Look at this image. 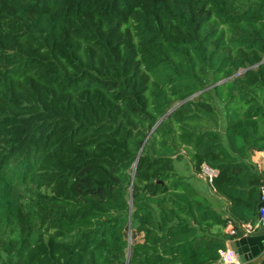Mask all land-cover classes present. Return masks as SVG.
<instances>
[{"label":"trees","instance_id":"obj_1","mask_svg":"<svg viewBox=\"0 0 264 264\" xmlns=\"http://www.w3.org/2000/svg\"><path fill=\"white\" fill-rule=\"evenodd\" d=\"M262 150L264 0H0V264H219Z\"/></svg>","mask_w":264,"mask_h":264},{"label":"water","instance_id":"obj_2","mask_svg":"<svg viewBox=\"0 0 264 264\" xmlns=\"http://www.w3.org/2000/svg\"><path fill=\"white\" fill-rule=\"evenodd\" d=\"M219 84L220 83L214 86ZM210 88L211 87L206 90ZM170 112H168V114ZM262 206H264V201L259 202L257 210H259ZM229 247L230 251L235 253L241 264L248 263L255 259L260 260L258 264H264V227H259V229L252 234L229 242Z\"/></svg>","mask_w":264,"mask_h":264},{"label":"built area","instance_id":"obj_3","mask_svg":"<svg viewBox=\"0 0 264 264\" xmlns=\"http://www.w3.org/2000/svg\"><path fill=\"white\" fill-rule=\"evenodd\" d=\"M200 175L203 180L207 181L210 184L213 178L216 177L217 171L206 165H203L201 167ZM262 201H264V187L260 188V202ZM259 227H264V206H262L258 210L257 219L255 223H247L239 226V231L241 233L240 237H245L252 234L253 232L257 231ZM234 258H235V253L225 250L220 253L219 264H232Z\"/></svg>","mask_w":264,"mask_h":264},{"label":"crops","instance_id":"obj_4","mask_svg":"<svg viewBox=\"0 0 264 264\" xmlns=\"http://www.w3.org/2000/svg\"><path fill=\"white\" fill-rule=\"evenodd\" d=\"M250 158H251V162L257 167L258 171L264 172V150L254 151L251 154ZM202 182L204 183V180ZM226 250L230 251L229 243H227ZM258 262H259V259H255L245 264H258ZM232 264H241L236 255H235V258Z\"/></svg>","mask_w":264,"mask_h":264},{"label":"rangeland","instance_id":"obj_5","mask_svg":"<svg viewBox=\"0 0 264 264\" xmlns=\"http://www.w3.org/2000/svg\"><path fill=\"white\" fill-rule=\"evenodd\" d=\"M182 154H183V157L186 159L185 161H187V154H186V153H183V152H182ZM176 167H177V168H180V169H183V168H184V166H183V162H178L177 165H176ZM198 179H200V182L202 181V178H201V175H200V174L198 175ZM216 206H217V205H215V207H216ZM219 206H220V205H219ZM217 208L220 209L218 206H217Z\"/></svg>","mask_w":264,"mask_h":264}]
</instances>
